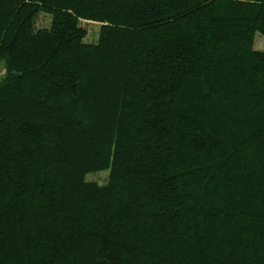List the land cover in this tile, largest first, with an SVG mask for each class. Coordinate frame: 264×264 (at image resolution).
<instances>
[{
	"label": "trees",
	"instance_id": "16d2710c",
	"mask_svg": "<svg viewBox=\"0 0 264 264\" xmlns=\"http://www.w3.org/2000/svg\"><path fill=\"white\" fill-rule=\"evenodd\" d=\"M257 34L264 0H0V264H264Z\"/></svg>",
	"mask_w": 264,
	"mask_h": 264
},
{
	"label": "rangeland",
	"instance_id": "374dc122",
	"mask_svg": "<svg viewBox=\"0 0 264 264\" xmlns=\"http://www.w3.org/2000/svg\"><path fill=\"white\" fill-rule=\"evenodd\" d=\"M49 23V17L43 14H40L37 19L38 27H45ZM81 25L87 30V35L85 41L88 43H96L99 35V24L82 21ZM254 48L259 50H264V37L257 34L254 39ZM4 73L3 64L0 62V78ZM108 178V171H101L97 173L88 174L86 176V181H94L98 184L106 183Z\"/></svg>",
	"mask_w": 264,
	"mask_h": 264
}]
</instances>
